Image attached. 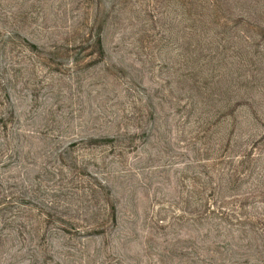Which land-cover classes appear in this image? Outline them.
I'll list each match as a JSON object with an SVG mask.
<instances>
[{
  "label": "rangeland",
  "instance_id": "1",
  "mask_svg": "<svg viewBox=\"0 0 264 264\" xmlns=\"http://www.w3.org/2000/svg\"><path fill=\"white\" fill-rule=\"evenodd\" d=\"M0 112V264H264V0H0Z\"/></svg>",
  "mask_w": 264,
  "mask_h": 264
},
{
  "label": "trees",
  "instance_id": "2",
  "mask_svg": "<svg viewBox=\"0 0 264 264\" xmlns=\"http://www.w3.org/2000/svg\"><path fill=\"white\" fill-rule=\"evenodd\" d=\"M98 43L101 44V38H99ZM6 116H7L6 112H0V123L6 121L5 118Z\"/></svg>",
  "mask_w": 264,
  "mask_h": 264
}]
</instances>
